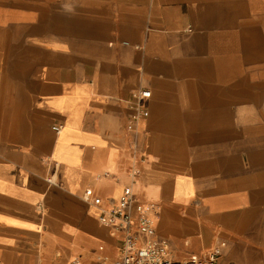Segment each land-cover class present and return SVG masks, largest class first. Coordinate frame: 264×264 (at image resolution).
<instances>
[{"label":"crops","instance_id":"crops-1","mask_svg":"<svg viewBox=\"0 0 264 264\" xmlns=\"http://www.w3.org/2000/svg\"><path fill=\"white\" fill-rule=\"evenodd\" d=\"M87 188L264 264V0H0V264H118Z\"/></svg>","mask_w":264,"mask_h":264},{"label":"built area","instance_id":"built-area-1","mask_svg":"<svg viewBox=\"0 0 264 264\" xmlns=\"http://www.w3.org/2000/svg\"><path fill=\"white\" fill-rule=\"evenodd\" d=\"M149 90L133 93L136 99L132 118L135 122L149 115L141 104V99L149 98ZM60 127L55 126L54 131ZM83 199L100 210L99 222L108 227L112 233L123 232L118 264H222L225 243L216 247L206 257L192 255L189 259L179 260L173 257L169 241L156 237V215L159 206L155 203H137L131 189H128L118 199H111L107 206L102 197L97 196L93 189L87 188ZM136 222L137 227H134ZM75 259L72 264H80Z\"/></svg>","mask_w":264,"mask_h":264},{"label":"rangeland","instance_id":"rangeland-1","mask_svg":"<svg viewBox=\"0 0 264 264\" xmlns=\"http://www.w3.org/2000/svg\"><path fill=\"white\" fill-rule=\"evenodd\" d=\"M229 257V254L226 255V258Z\"/></svg>","mask_w":264,"mask_h":264}]
</instances>
